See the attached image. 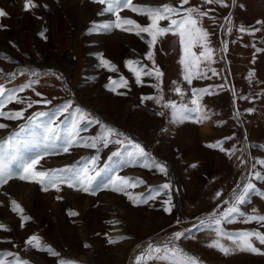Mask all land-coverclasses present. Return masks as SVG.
Here are the masks:
<instances>
[{
	"label": "rangeland",
	"instance_id": "1",
	"mask_svg": "<svg viewBox=\"0 0 264 264\" xmlns=\"http://www.w3.org/2000/svg\"><path fill=\"white\" fill-rule=\"evenodd\" d=\"M36 2L40 7L23 11L24 0H0V8L7 13L6 17L0 18V85L18 89L30 80L38 81L18 95L32 100L47 99L51 104L34 105L25 112L26 117L34 112L54 110L70 100L73 108L85 109L91 116L141 144L152 159L167 168V174L141 167L139 163L124 165L118 169V174L141 178L145 182L128 189L134 195H147L152 188L170 183L171 213L163 210L162 201L168 198L163 194L148 204L134 206L126 195L107 188L98 189L95 195L66 185H61L59 192L55 189L43 191L38 184L13 180L15 182L10 181L0 188V224L9 229H0V252L15 253L29 264H58L60 260L75 264H133V253L141 247L170 237L176 231L192 229L194 238H181L176 243L197 257L200 264H264V255L235 252L224 256L208 248L206 245L211 237L207 232L193 228L197 217L207 216L222 200L230 198L237 184L245 182L250 165L256 159H264V149L260 147L264 146V23H257L264 22V0H233L235 4L225 0L228 7L189 0L184 7L213 9L209 16L215 17V21L205 17L202 24L211 34L209 46L214 50V62L202 69L207 78H194L188 85L183 80V66L179 63V38L169 34L154 48L155 66L163 72L160 88L154 87L158 83L154 76L142 77L143 83L136 84L134 74L125 66L127 60L140 61L148 68L153 66L147 59L149 47L144 40L142 43L139 37L130 33L115 37L116 30L110 33L93 30L94 23L100 24L111 18L97 15L100 5L91 0ZM165 2L179 6V0H134L140 5ZM121 15L142 25L147 23L146 18L128 10ZM225 17L231 20V25L228 26ZM241 26L247 31L241 32ZM254 29L260 31L254 32ZM224 46L225 55L222 53ZM102 59L111 62L117 70L109 71L103 67ZM209 68L215 69L216 75ZM11 73H15L14 78H7ZM249 73L254 74L251 81ZM109 77L113 80L124 77L128 85L117 87L116 92L110 91L105 87ZM174 81L184 91L183 100L174 91ZM193 88H207L211 92L199 101L210 116L207 129L204 124L191 122L170 125L166 116L156 114L165 111L167 115V110L154 100L141 103V97H157L161 89L165 100L182 103L190 99ZM36 92L42 96H36ZM117 92L126 94L118 95ZM25 106L12 103L5 111ZM59 119L63 120L64 116ZM0 123L9 125L7 129H0V138H3L25 121L0 119ZM99 131L98 125L93 126L81 136H95ZM218 141H223L221 146L226 150L236 149L231 158L219 148L206 146ZM246 141L250 145L248 158L251 160L248 168L241 170L236 155L243 150ZM98 147V167H102L119 146ZM96 154V149L74 147L70 153L46 157L38 167L61 169L76 164L82 157ZM192 164L197 166L192 168ZM256 170L264 171L259 164ZM253 182L264 191V181ZM218 191L223 195L216 199ZM57 196L61 199H56ZM11 200L17 201L24 209L23 215L30 218L23 222V227L20 215L11 211ZM253 208L264 215V199L252 195L250 203L242 206L249 214ZM69 211L78 215L70 216ZM225 227L232 232L256 229L264 232V227L255 222L245 224L237 220ZM33 235L40 237L59 256L26 245L25 241ZM119 237L126 239L108 243L109 239ZM224 242L230 244V241ZM85 244L89 247L85 248ZM256 246L264 251V245L257 243Z\"/></svg>",
	"mask_w": 264,
	"mask_h": 264
},
{
	"label": "snow or ice",
	"instance_id": "2",
	"mask_svg": "<svg viewBox=\"0 0 264 264\" xmlns=\"http://www.w3.org/2000/svg\"><path fill=\"white\" fill-rule=\"evenodd\" d=\"M92 3L101 6L97 15H109L111 18L100 24H93V30H100L104 33H110L113 30L134 34L141 40H144L149 47L147 59L153 62V66L148 68L140 61L127 60L125 66L135 76V83L142 84V77L154 76L158 81L154 87L160 88L162 84L163 72L159 67L155 66L153 59L154 48L157 42L171 34L179 38L181 49V59L179 63L183 66V80L188 85L192 84L193 79L207 78V74L202 70L203 67H209L213 60V49L209 46L210 33L203 27V18L208 17L215 21V17L209 16L208 11L201 10L196 6L184 7L189 4V0H179V6L170 2H165L159 5H140L134 3V0H91ZM204 4H219L221 7H228L225 0H203ZM40 7L36 0H24L23 11H32ZM44 7H47L46 5ZM128 10L138 16L144 17L147 20L146 24H140L137 20L128 16H122L121 13ZM7 13L0 8V18L6 17ZM167 21V24H162ZM226 23L231 25V20L225 17ZM258 24L264 22L257 21ZM230 31V28H229ZM241 32L247 31L243 26ZM254 32L260 29H254ZM253 34V32H249ZM43 35V33H40ZM194 49H198L194 50ZM226 50V49H225ZM257 51H262L257 49ZM102 66L109 71H116V66L111 64L106 59H102ZM213 75H216V70L209 68ZM36 75V73H33ZM253 73H249V80ZM15 73L7 74V78H14ZM38 81L30 80L18 89H6L0 85V119L15 121L24 120L25 123L20 125L17 130L10 132L8 135L0 138V188L9 184L10 181L19 180L22 182H30L38 184L43 191L55 189L61 191V185H66L68 188H73L85 193L95 195L98 189L107 188L113 192H120L127 196V199L134 206L148 204L149 201H155L159 196L167 195V199L162 201L163 210L166 213H171V189L170 183H164L152 188L147 195L140 193L134 195L128 189H134L140 184L145 183L141 178H132L121 176L118 174V169L124 165L140 164L141 167L156 169L160 173L167 174V168L152 159L145 151V148L127 137L124 133L116 128L102 122L101 120L91 116L85 109L76 106L72 107V101L58 105L51 111H38L30 116H25V112L37 104H51L50 100L40 99L32 100L31 98H21L18 93L24 92L33 87V84ZM174 91L177 95L184 98V91L176 84ZM128 81L124 77L119 80H113L109 77V84L105 85L110 91L116 92L117 87H127ZM34 91V89H33ZM125 95L126 93H119ZM211 94L210 90L191 89L190 99L177 103L173 100H165L162 89L157 97L143 96L141 103L145 100H154L162 109L156 114L167 118L170 125L182 124L191 122L194 124H203L210 119L203 106L199 103L203 95ZM36 96H42L36 92ZM235 96V93H233ZM247 99V97H241ZM16 103L26 105L19 110H8L5 108L9 104ZM71 109V111H70ZM248 111H252L249 109ZM66 114V115H65ZM238 115V114H237ZM64 116V119H59ZM99 126L100 131L95 136L84 137L82 132L88 131L93 126ZM6 123H0V129H7ZM167 131V129H162ZM119 137H124L120 139ZM229 139V138H226ZM223 141H218L215 144L206 145L209 148H219L220 151L226 152L229 158L234 154L236 149L226 150L222 145ZM108 148L109 145L119 146L116 151L111 152L107 158V162L102 167H98L100 160V148ZM74 147H83L96 149L97 154L91 157H82L81 161L76 164L66 166L61 169H43L38 167L40 162L46 157L60 153H70ZM264 149V146H260ZM243 153V150H241ZM242 165H247V157H238ZM259 164L261 169H264V159H256L254 164L250 165V172L245 177V182L237 184L232 190L229 199L222 200L211 213L205 217H197V223L193 228L197 231L207 232L211 237L210 242L206 245L208 248L219 251L224 256H229L235 252H248L256 255H264L256 246L264 245V232L256 230H241L232 232L226 229V225L233 224L237 220L242 223L249 224L255 222L264 227V215L258 214V210L253 208L252 213H246L242 210V206L250 203L252 195H257L264 199V191L257 188L253 181H264V171L256 170V165ZM197 165L192 164L190 167L195 168ZM223 194L217 192L215 198L219 199ZM56 199H61L57 196ZM226 205L227 207H222ZM11 211L17 213L21 217V227L23 222L30 219L23 215L24 209L20 204L11 200ZM70 216H76L78 213L69 211ZM180 223V221H177ZM0 229L9 230L5 225L0 224ZM181 238H194L192 229H184L174 232L166 241L161 244L149 243L141 247L137 255L133 258V264H200L197 257L190 255L176 242ZM117 239H109L108 243H118ZM224 241H230L226 244ZM26 245L36 249L37 251L47 252L51 256H59L51 246L44 243L40 237L33 235L25 241ZM85 248L89 245L85 244ZM12 257L13 259H8ZM0 264H29L27 260H21L15 253L0 252ZM58 264H75L73 261L60 260Z\"/></svg>",
	"mask_w": 264,
	"mask_h": 264
},
{
	"label": "bare ground",
	"instance_id": "3",
	"mask_svg": "<svg viewBox=\"0 0 264 264\" xmlns=\"http://www.w3.org/2000/svg\"><path fill=\"white\" fill-rule=\"evenodd\" d=\"M72 2H74V0H71ZM235 4V3H234ZM103 17V16H102ZM228 26H229V24H228ZM115 37H118L119 35H121V34H125V32H121V31H119V30H116L115 31ZM142 41V40H141ZM139 43H140V41H139ZM142 43H143V41H142ZM141 43V44H142ZM139 48H142V47H140L139 46ZM226 47L224 46V48H223V50L224 51H222V53L225 55L226 54ZM227 59V58H226ZM224 63H225V59H224ZM204 126H205V128L207 129L208 127H209V124H210V119H208V120H206L204 123ZM249 142H245V144H244V148H243V153H242V151L241 150H239L238 152H237V155H236V157H237V161H238V167L242 170V168H243V170H246L247 168H248V166H249V164H250V160H249V158H248V154H249ZM242 156H245V157H247V160H248V164L247 165H242L241 164V161L238 159V157H242ZM68 162V161H67ZM27 187V186H26ZM8 190H10V189H8ZM161 241H165V239H162ZM155 243L156 244H161L160 242L158 243V242H156L155 241ZM155 243H153V244H155ZM138 252H139V250L135 253H133L134 255L132 256V263H133V258H134V256L135 255H137L138 254Z\"/></svg>",
	"mask_w": 264,
	"mask_h": 264
},
{
	"label": "crops",
	"instance_id": "4",
	"mask_svg": "<svg viewBox=\"0 0 264 264\" xmlns=\"http://www.w3.org/2000/svg\"><path fill=\"white\" fill-rule=\"evenodd\" d=\"M13 182H15V181H13ZM12 183V182H11Z\"/></svg>",
	"mask_w": 264,
	"mask_h": 264
},
{
	"label": "water",
	"instance_id": "5",
	"mask_svg": "<svg viewBox=\"0 0 264 264\" xmlns=\"http://www.w3.org/2000/svg\"><path fill=\"white\" fill-rule=\"evenodd\" d=\"M161 243V242H160Z\"/></svg>",
	"mask_w": 264,
	"mask_h": 264
}]
</instances>
